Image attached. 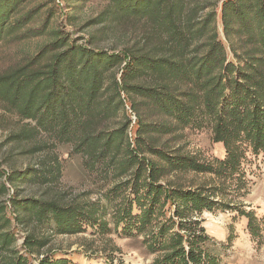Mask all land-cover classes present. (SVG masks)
<instances>
[{
    "label": "trees",
    "instance_id": "16d2710c",
    "mask_svg": "<svg viewBox=\"0 0 264 264\" xmlns=\"http://www.w3.org/2000/svg\"><path fill=\"white\" fill-rule=\"evenodd\" d=\"M29 1L0 0V44L49 36L0 73V100L28 120L8 140L21 153L39 154L24 169L6 173L0 166V264H77L44 249L54 235L88 227L141 237L156 255L153 264H220L219 247L233 236L227 244L216 240L201 218L217 209L246 217L249 233L262 241L264 217L224 197L231 187H246L249 155L264 153V0L222 2L226 41L216 23L218 5L203 16L200 0H108L85 23L92 29L87 43L59 25L49 29L55 8L42 18L46 5L25 10ZM37 19L42 24L31 27ZM130 33L120 52L98 47ZM127 101L137 115L133 135ZM143 106L166 119L146 121ZM186 128L209 129L225 156L200 160L160 143ZM56 142L70 144L88 171L100 173L107 187L99 197L61 188ZM188 173L209 179L187 184ZM29 186L33 194L24 193ZM14 223L26 232L25 252Z\"/></svg>",
    "mask_w": 264,
    "mask_h": 264
},
{
    "label": "rangeland",
    "instance_id": "374dc122",
    "mask_svg": "<svg viewBox=\"0 0 264 264\" xmlns=\"http://www.w3.org/2000/svg\"><path fill=\"white\" fill-rule=\"evenodd\" d=\"M206 7L201 11L205 16L218 5L217 27L221 38L226 41L220 10L224 0H200ZM108 3V0H31L25 5V10L39 4L46 5L41 11L45 18L47 8L53 6L55 14L51 16V24L59 25L72 38L79 42L87 43L90 38L91 28H86L85 23L96 16ZM43 20V19H42ZM42 20L31 22L30 26H40ZM129 30H131L129 28ZM127 36L119 35L111 39H102L98 47L120 52L127 42ZM49 36L43 35L20 42H4L0 44V73L17 64L22 58L44 44ZM118 44V46H117ZM228 47V45H227ZM121 70L118 75L120 76ZM124 96V95H123ZM127 114L132 123L128 129L133 135L137 127V115L132 111L130 103H126ZM146 121H163L166 119L153 111L148 106L141 109ZM28 122L18 115L10 112L0 100V166L9 173L10 167L26 168L29 164L38 161L39 154L21 153L22 149L17 142L9 141L8 137L15 130ZM166 142L168 148H181L183 152L192 154L200 160H212L214 157L225 156V148L222 143L214 142L209 129L186 128L177 134H166L160 138V143ZM26 145V144H25ZM55 150L62 161L63 171L60 179L61 188L74 194L86 195L97 198L107 185H103L99 172H90L84 165V158L80 154L72 153V147L68 143L56 142ZM246 170V187L242 191H232L228 188V195L224 200L232 204H243L247 209H253L259 218L264 217V153L259 156L249 155L244 162ZM187 184H200L207 182L209 176L188 173L183 176ZM9 185V184H8ZM245 191V192H244ZM244 192V195H243ZM25 194H33L32 187H26ZM14 194L10 188L9 194L4 197L9 205V197ZM8 215L13 217L10 207ZM203 225L207 232L216 240L228 243L229 235L233 236L230 245L219 247L220 264H264V236L262 241L254 239L247 229V218L239 216L237 211L231 209H217L216 211H204L201 215ZM214 221V224L211 221ZM264 226V221L262 222ZM17 245L22 252V244L25 238L23 227L14 223ZM264 234V231H263ZM52 252L59 256L70 258L77 264H153L155 254H149L145 250L140 238L126 237L120 232L112 230L106 234L99 233L92 227L77 234L54 235L44 252ZM31 261L38 262L37 256H30Z\"/></svg>",
    "mask_w": 264,
    "mask_h": 264
},
{
    "label": "bare ground",
    "instance_id": "6f19581e",
    "mask_svg": "<svg viewBox=\"0 0 264 264\" xmlns=\"http://www.w3.org/2000/svg\"><path fill=\"white\" fill-rule=\"evenodd\" d=\"M214 222H215V220L214 221L213 220L211 221L212 224H214Z\"/></svg>",
    "mask_w": 264,
    "mask_h": 264
}]
</instances>
